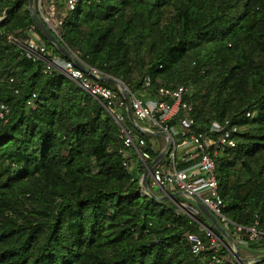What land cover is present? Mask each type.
Segmentation results:
<instances>
[{"label": "trees", "instance_id": "1", "mask_svg": "<svg viewBox=\"0 0 264 264\" xmlns=\"http://www.w3.org/2000/svg\"><path fill=\"white\" fill-rule=\"evenodd\" d=\"M37 1L39 16L54 9L53 34L85 66L131 93L143 92L145 77L151 95L188 88L192 111L178 118L194 119L198 131L227 119L238 125L236 147L215 160L223 216L264 232V0H79L74 11L42 0L46 15ZM31 27L64 59L38 32L29 0H0V106L9 109L0 118V264L206 262L212 251L194 256L188 237L208 246L203 228L223 236L193 204L183 213L179 197L157 201L141 192L102 103L58 70L45 74L43 62L21 57L12 39ZM122 113L154 160L153 136ZM178 161V169L194 164ZM226 232L238 235L232 226ZM244 249L264 256L263 245ZM218 255L220 264H238L222 245Z\"/></svg>", "mask_w": 264, "mask_h": 264}, {"label": "built area", "instance_id": "2", "mask_svg": "<svg viewBox=\"0 0 264 264\" xmlns=\"http://www.w3.org/2000/svg\"><path fill=\"white\" fill-rule=\"evenodd\" d=\"M63 2L66 10L74 11L79 0H63ZM41 3L42 0H39L38 10H41ZM48 15L49 17H45L40 14L48 29L53 31L54 26L50 22V18L54 16L53 8L49 9ZM25 35L23 39H12L19 49L21 57L33 63L43 62L45 74H49L52 70H58L92 99L101 102L109 112L120 128L122 140L120 154L123 158V166L130 170L131 155L135 157L139 164L137 169L132 170L135 171L133 179L138 181L141 190L144 191L142 181L145 173L142 174L141 169L148 170L151 155L145 141L137 137L131 129L123 126L125 118L122 110L126 111L123 98H120L117 92L99 83V78L104 75L98 70L86 66L88 73H84L66 59L51 55L34 27L27 29ZM72 55L79 63L83 64L77 54L72 53ZM149 87L150 79L145 77L143 92L131 93L128 91V95L132 116L141 129L151 134L161 132L170 136V146L166 157L150 173L149 180L152 187L158 188L166 196L177 193L178 197L185 202L177 205L178 210L183 213H187V203L193 204V199L199 201L218 219L225 230H228L230 226L235 228L238 233V243L241 246L246 247L249 243L264 246V232L256 228L257 223L245 228L232 223L223 216L225 205L219 192L215 160L225 149L236 147L235 138L240 131L238 125L227 119L223 122L214 121L203 131H198L195 129L194 119L178 118L181 111H192V105L185 101V98L190 95L188 88L184 86L159 87L151 95ZM34 98L35 95H32L27 103L28 106L34 107ZM8 113V107L1 105L0 118ZM248 116L249 114H247ZM174 119H177L176 124L170 126L168 123ZM164 140L167 143V139ZM154 148L155 144L151 143V149L154 150ZM178 159L180 162H194V164L184 169H178ZM203 229L209 239V245L207 246L197 236L191 235L188 237L191 253L198 256L206 250H211L212 255L203 264H220L222 258L218 255V251L222 245L221 240L210 229Z\"/></svg>", "mask_w": 264, "mask_h": 264}, {"label": "water", "instance_id": "3", "mask_svg": "<svg viewBox=\"0 0 264 264\" xmlns=\"http://www.w3.org/2000/svg\"><path fill=\"white\" fill-rule=\"evenodd\" d=\"M29 11H30L32 19L34 20V23H35V26H36L38 32L41 34V36L44 38V40L52 48L56 49L58 51V53L64 59L71 62L75 68L83 71L84 73H88L87 67L85 65L79 63V61L73 57L72 53L57 39V37L53 34V32L50 29H48L44 20L41 18V16H39L36 13V11L33 7V0H29ZM99 81L106 82V83H109V84L117 87L119 93L121 94V96L125 102L128 120L136 130H138L139 132L144 133L146 135L155 136V137H163V138L167 139L166 147L150 163V165L148 166V170L143 175L142 188L146 193V194L145 193L144 194L146 196H149L153 200H157V201L172 200L173 201L176 197H178L177 193H171L168 196L164 195L162 197H156L150 192V190L147 186V180L150 177L151 171L158 164H160L167 155V152H168V149L170 146V136L166 135L164 133H161V132H155V133L151 134L149 132L144 131L143 129H141L139 127V125L134 121V118L132 116V112H131L130 106H129L128 89L124 85V83H122L121 81H119L117 79L106 77V76H102L101 78H99ZM192 203L195 206V208L199 212H201L210 221L213 228L219 231V233L223 236L224 241H229L232 244V246H233L232 247V251H233L232 257L236 261V263H238V264L264 263V256L263 257H257L255 259H251V260H246V259L242 258L240 256V248H239L238 244L236 243V241L231 236H229V234L226 232L225 228L221 225V223L218 221V219L204 205H202L199 201L193 199ZM227 250H228V248H227Z\"/></svg>", "mask_w": 264, "mask_h": 264}, {"label": "rangeland", "instance_id": "4", "mask_svg": "<svg viewBox=\"0 0 264 264\" xmlns=\"http://www.w3.org/2000/svg\"><path fill=\"white\" fill-rule=\"evenodd\" d=\"M39 1V0H38ZM38 1L36 2V6H37V9H38ZM34 5H35V3H34V0H33V7H34ZM41 11L43 12V14H45L46 15V11L48 12V3H47V1H44V2H42V5H41ZM51 22V25H55V22H54V20H51L50 21ZM165 138H163V137H155V136H153V139H152V141H151V143H154L155 144V148H154V152H161L165 147H166V141L164 140ZM175 140L177 139L176 137L174 138ZM178 151H179V149H178ZM179 154H182V153H179ZM177 155H178V153H177ZM138 162L136 161V159H135V157L134 156H132V158H131V163H130V170L132 171V170H134L135 168L137 169L138 168ZM150 164H148V166H149ZM146 172V170L144 169V170H142L141 169V173L142 174H144ZM147 186H148V188H149V190H150V192L154 195V196H156V197H162V196H164V194L161 192V191H159L158 190V188H156V187H152V184H151V182H150V180L148 179L147 180ZM141 192L144 194V191H142L141 190ZM232 238L236 241V243L238 244V246L239 247H241L240 246V244L238 243V235L235 233V234H233L232 235ZM221 243H222V246H224V247H226V248H228V250H229V252H230V254H229V258L231 257V258H233L232 257V255H233V251H232V244L229 242V241H221ZM242 249V251H243V253H244V251H246L245 249H244V247H242L241 248ZM246 254V253H245ZM246 255H248L251 259H255V258H257L254 254H246ZM242 257V256H241ZM227 258V257H226ZM228 259V258H227ZM251 259H246V260H251Z\"/></svg>", "mask_w": 264, "mask_h": 264}, {"label": "crops", "instance_id": "5", "mask_svg": "<svg viewBox=\"0 0 264 264\" xmlns=\"http://www.w3.org/2000/svg\"><path fill=\"white\" fill-rule=\"evenodd\" d=\"M251 254V252H249V251H244V253H243V251H242V249H240V256H242V258H244V259H251L248 255H246V254Z\"/></svg>", "mask_w": 264, "mask_h": 264}]
</instances>
